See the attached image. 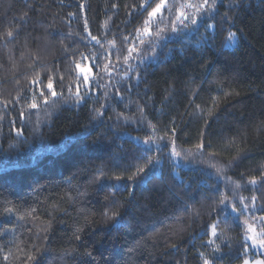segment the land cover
Masks as SVG:
<instances>
[{
    "label": "trees",
    "instance_id": "trees-1",
    "mask_svg": "<svg viewBox=\"0 0 264 264\" xmlns=\"http://www.w3.org/2000/svg\"><path fill=\"white\" fill-rule=\"evenodd\" d=\"M163 2L0 0V264L259 255L264 0Z\"/></svg>",
    "mask_w": 264,
    "mask_h": 264
},
{
    "label": "rangeland",
    "instance_id": "rangeland-1",
    "mask_svg": "<svg viewBox=\"0 0 264 264\" xmlns=\"http://www.w3.org/2000/svg\"><path fill=\"white\" fill-rule=\"evenodd\" d=\"M237 42V35L232 32L225 42L226 48H232ZM86 72L85 67H78V73L84 75ZM248 235L247 238L253 244L254 250L259 251V255L253 258L245 259L241 264H264V259L260 256L261 251L264 252V241H258L259 233H257L251 225L248 226Z\"/></svg>",
    "mask_w": 264,
    "mask_h": 264
},
{
    "label": "snow or ice",
    "instance_id": "snow-or-ice-1",
    "mask_svg": "<svg viewBox=\"0 0 264 264\" xmlns=\"http://www.w3.org/2000/svg\"><path fill=\"white\" fill-rule=\"evenodd\" d=\"M205 3H207V0H205ZM164 6H165V5H164V2H163V0H161V3L158 4V5L156 6V8L153 9V11L149 13V16H150V17H154V16H155V15L161 10V8H163ZM187 6L191 7L192 5H187ZM203 6H204V5H199L198 7H203ZM182 16H183L184 19H189V17H187V16L184 15V14H182ZM191 22H192L193 24H195V23H196V20L193 18V19H191ZM145 23L148 24V25H150V24H151V21H146ZM172 30H173V31H176L175 27H173ZM147 31H148V30H147V28H146V29H145V32L147 33ZM9 34H10V33H9ZM48 88H49V90H52V84H51V83H49ZM42 95H43V93H42ZM52 95H53V96L56 95L55 91H52ZM33 106L35 107V105H33ZM233 211H235V209H233Z\"/></svg>",
    "mask_w": 264,
    "mask_h": 264
}]
</instances>
